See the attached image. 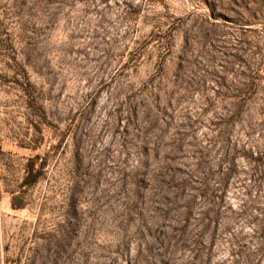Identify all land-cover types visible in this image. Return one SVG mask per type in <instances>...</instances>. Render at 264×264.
I'll list each match as a JSON object with an SVG mask.
<instances>
[{
  "label": "rangeland",
  "instance_id": "obj_1",
  "mask_svg": "<svg viewBox=\"0 0 264 264\" xmlns=\"http://www.w3.org/2000/svg\"><path fill=\"white\" fill-rule=\"evenodd\" d=\"M0 264H264V0H0Z\"/></svg>",
  "mask_w": 264,
  "mask_h": 264
}]
</instances>
